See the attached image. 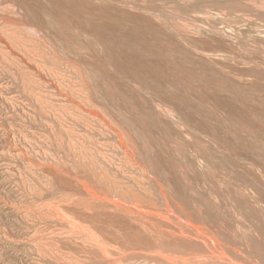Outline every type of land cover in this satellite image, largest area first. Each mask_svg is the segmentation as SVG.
Segmentation results:
<instances>
[{"label":"rangeland","instance_id":"1","mask_svg":"<svg viewBox=\"0 0 264 264\" xmlns=\"http://www.w3.org/2000/svg\"><path fill=\"white\" fill-rule=\"evenodd\" d=\"M11 1L0 0V29L2 28V31H0V42H3L0 43V237L2 236V239L0 238V264H264V166L259 167L262 164L259 162L261 159L256 157V155L261 153L264 155L263 148H259L260 150L256 149L258 147L256 144L261 146L259 142H262L264 138V128L262 127L264 126V120L261 119L262 126L258 123L260 120H257L262 118L261 114L264 117V107L262 106L264 105V0H198L197 2H195L196 0H185L189 4L185 3L188 7L190 6L189 8L183 5L184 0H179V2L174 0V2L178 3L170 0H154L155 3L153 0H119L122 6L120 4L117 7H122L121 9L125 7L126 11L119 9V7L116 8L118 1L113 2L115 5L112 2H107L111 0H106V2L104 0H101V2H98V0L13 1L19 4L17 6L16 4L12 5L13 2ZM134 2L137 5L133 4ZM123 4L126 5L123 6ZM141 4L142 7L146 5L145 7L148 8H142L146 10H144L147 13H145V16L141 11L142 9L139 8ZM163 4L165 5L163 6ZM23 6H25L24 11L27 10L25 13ZM131 7L135 9L138 7L139 10L131 9ZM149 7L153 9L150 10ZM149 10L150 12L156 10V13L151 12L152 17H150ZM201 12L202 14H199ZM26 13H28V16H26ZM166 13H170L168 14L169 17L172 16L174 17L173 19L179 18V20L174 23L175 21L170 17V21H166L164 19L167 17ZM161 14H164V18ZM159 17H162V20L167 22L164 21V24L166 23L165 25L168 29L172 24L177 27V30L172 28L173 26L169 29H172V33L174 31V35L167 31V28V30H164L165 25L161 26L163 21L161 22ZM143 19L144 22L141 21ZM171 20H173L172 24H170ZM46 21H48L47 23L51 22L49 23L51 25L48 26L50 29L51 26H53L52 29L55 27L53 30V33L56 31L55 34L52 33V29L49 30L45 27L43 23ZM37 22L41 23L37 25ZM244 22L247 24L245 25ZM158 23L164 29H161ZM40 25L41 27L44 26V31L46 28L48 32H41L43 28H39ZM222 26L225 27L223 28ZM6 29H10V32H7ZM215 29H219L216 30L219 33L222 31L223 36L219 38L221 33L216 35ZM49 31H51L50 34H47ZM165 31L169 33L168 36ZM175 31H178L179 34L181 33L180 36ZM160 32L165 34L166 37ZM157 33L164 37L157 36ZM241 33L244 34L242 35L243 37ZM54 35L58 36L54 37ZM181 35L186 37L187 40H182L184 37L182 36L181 38ZM186 35L191 36L187 37ZM215 35L217 38L214 37ZM262 35L263 37H261ZM66 37L68 38V40H65L66 42L60 41L64 38L66 39ZM178 37L181 38L180 41L183 43H179ZM55 41L60 43L57 42L58 44H56ZM187 41L191 42L193 47ZM123 42L125 43L123 44ZM185 42L187 43L185 44ZM82 43L83 45H81ZM109 43L112 47L108 46ZM131 43L138 44L134 46ZM253 43L255 46L252 45ZM125 46L128 47V50L124 49ZM129 46L134 48L132 52L138 51V54L133 52L135 55L137 54L136 58L140 56L139 53L141 55L144 54V57L149 53L147 55L149 57L146 56L148 59L145 60L143 56H140V59L144 58L141 59L142 61L139 58L133 59L135 56L131 52L132 56L129 54V51H131ZM227 46L229 47L227 48ZM109 48H112V51L111 49L109 51ZM189 48L192 49L190 51L191 54L195 53L197 56L195 54L191 55ZM198 48L201 49L199 50ZM142 50L143 53H141ZM155 50L156 54L160 52L157 56L154 53ZM171 50H176L174 52L175 54L177 53L175 56L178 60L179 57L185 54L189 55L181 57L178 62L175 60L176 57L173 56L174 53ZM179 50L186 51H180V56L178 54ZM195 50L200 51H197L199 55ZM120 52H123V54ZM168 52H171L169 54L174 58L173 60H171L169 54L166 55ZM182 53L184 54L182 55ZM200 53L205 54L204 56L209 59L211 65L215 61V65L212 66H217L218 73L222 69L219 74H226L227 76H221V81L217 82L211 75L213 70L216 71V67L212 68L203 54L202 57H199L201 56ZM226 53L231 55V57H226ZM189 56H194L195 59L192 60L194 57L189 58ZM168 57L169 59L167 60L166 58ZM217 57L221 59H219L220 63ZM116 58H119L120 61ZM183 58L186 59L184 60ZM116 60L119 61V64ZM144 60L150 61L144 65ZM138 61L142 63L144 61V63L140 62V65ZM164 61L168 62V66L167 62L165 63ZM174 61L178 64L174 63ZM181 61L185 62L186 66H194L193 68L195 69L192 68L193 71L198 68L197 72L201 74L196 76L198 74L194 73L197 80L200 78L198 85L193 84L195 82L190 77L191 75H188V70V73L185 72L187 75L180 73L186 70L183 67L185 66L184 63H181ZM198 61L207 62L206 66L209 64L208 67H211V69L209 70L204 63H202L201 67V63ZM260 62L262 63L260 64ZM175 64L179 65V67L183 64L181 67L183 70ZM218 64L222 65L221 69H218ZM139 65L145 66H143V73L149 71L148 73L151 76L147 74L151 77L150 79L147 74L141 73L142 70L140 68L143 67ZM146 65L149 69L146 68ZM252 65H254V68ZM230 66L233 72L235 71V76L239 74L236 78L239 84L235 83L236 80H233L235 76L231 72ZM152 67L154 68L152 69ZM189 67L186 68L189 69ZM133 70H139L138 72L141 70V74L134 73L135 71L132 72ZM151 70L153 74H156H154L155 76H152ZM172 70H176L177 76ZM202 70L207 75L202 73L204 72ZM224 70L227 72H224ZM168 71L173 78L174 76L176 77L175 80L172 78V81L174 80L175 86L178 88L182 84V79L187 77V80L191 78L190 81L192 82L184 79L187 82L183 80L181 86H190L189 84H191V89L201 85L202 90L212 89L211 91L214 92L213 90L216 87V90H218L219 87L227 86V84L228 86H236L237 92H239L240 96L242 95L240 97L234 94L239 96V99H237L239 103L235 100L237 97L234 95L230 97L231 99L236 97L234 100L227 99L228 97L226 98L224 94L223 96H221V93L219 95L222 100L228 102L226 103L229 106L232 104L230 108H239V117H232L239 120L237 121L239 125L235 127L236 123H232L235 118L232 119V115L227 117V113L221 109L219 110L214 106V102L212 103L206 98L213 95L210 90L208 91L210 93L209 96H207L208 93L206 91L203 92L207 94L199 91V95L203 94L206 98L202 105H206L208 109L202 108L199 95L197 96L198 92L190 94L189 99H187L188 95L186 97L183 96V92L181 95L177 91L176 93L174 90L178 88L175 86L172 88L174 84H172L173 82L170 78L172 76L168 74ZM178 71L179 73H177ZM130 72L133 75L129 74L131 76L128 77L127 75ZM230 72L233 77H231ZM164 73L169 75L167 76L170 78L168 83L171 84H162V80L166 78L163 76ZM178 74L185 77H178ZM143 75L144 78L147 77V80L150 81L147 82ZM249 75H253V78ZM204 76L208 78V80L206 79L208 82H204V84L209 85L212 82L211 85L206 86L203 84L201 79H204ZM132 77L135 79L138 77L136 81L140 84H137ZM222 77H227V79L230 77L228 79L230 82L225 81ZM238 77L241 78L239 79ZM142 78L145 81H142ZM168 78L164 79L163 82L168 80ZM131 79L133 82L130 83ZM231 80L235 85H233V82L230 85ZM140 81L145 82V87L141 88L140 85L143 83ZM176 81H178V85ZM196 82L198 83V81ZM147 83H151V86L149 85L151 88L153 83H158L159 86L153 85L154 89L157 87L158 89H153L154 92H151L153 90H150L151 88L147 86ZM217 83L220 84L219 87ZM134 84L137 87L140 86L139 88L142 90L137 89ZM214 84L216 85L215 89H213ZM127 86H129V89ZM187 86L180 88L181 91L183 89L184 93L189 91ZM131 88L134 89L135 93ZM144 88H148V91L144 90L145 93L143 92ZM164 88H168L167 90L171 91L170 94L168 92L165 95V91L160 93L161 89L164 90ZM129 90L131 94H129ZM172 90L174 91V96L171 94L173 93ZM132 91L133 96H131ZM137 91L143 97L145 94L147 95L145 98L142 97L144 101L146 100L145 103L139 94V97L137 96ZM155 91H160V94H164L163 96L161 95L162 99L161 96L159 98V93V99H157ZM178 91L180 90L178 89ZM216 92L214 95H216ZM148 94L155 96H149ZM168 94L174 98L168 97ZM194 94L196 98H193ZM178 95L184 98L177 101L179 99ZM134 96H137V98ZM129 97H134L138 100V103L137 100ZM152 97L156 99V102ZM192 98L196 101L195 103ZM151 99L154 101L151 102L153 107H156V104L159 103L158 106L160 107L157 106L155 110H159L158 112L160 113V110L164 109L160 115L153 110L152 106L148 105L152 101ZM167 99L169 101L171 99V101L169 102ZM160 100L161 102L165 100V102L161 103ZM261 100L262 103H259ZM171 102H173V106ZM178 102L184 104L180 105ZM188 102L191 106L193 103L198 106L193 104L195 109L192 106L191 108L194 110H190ZM140 103L141 105L142 103L148 105L149 108L143 105L142 107L146 108L143 109L137 105ZM234 105H238V107H233ZM177 106L186 108H182V111ZM210 106L211 109H209ZM139 107L143 110H140ZM150 108L153 109L150 110ZM166 108H168L167 111L170 109L169 114L171 115L172 113L176 115L179 112H176L178 108V110L182 111L179 114L183 113L186 116L177 114L178 118L185 117V120L183 118V122L179 123V119L177 120V116L174 115L176 122V120H173L174 116L170 118L168 113L165 114L167 112ZM197 108L199 109L197 110ZM147 109L153 112H149ZM172 109L173 111H171ZM144 110H147L148 113ZM189 110L191 113L188 115ZM213 111H218V113L216 112L217 114L215 113L216 115H214ZM208 112L217 118L210 115L212 119L209 115H206L209 114ZM144 113L151 114L148 116ZM152 113L157 115L154 116ZM194 113L195 117L193 116ZM164 114L168 118L163 117L165 116ZM190 114H193L192 116L196 118V121H194V118L189 119ZM196 114H199V116L203 115V119L200 116V120ZM138 115L140 117L143 115L148 116L145 119L142 118L148 122L144 125L145 121L143 122ZM152 115L155 119L158 116L159 121L151 119ZM252 116L260 117L253 118ZM218 117L221 119L220 122H218ZM222 117L225 121L229 117L232 120L228 119L229 123H227V121L222 120ZM153 120L154 122H152ZM189 120H193V122ZM197 120L202 124L200 125ZM202 120L204 121L202 122ZM149 121L151 122L149 123ZM184 121H187L189 128H192L191 133L196 128V125L199 128L198 134L196 133L197 128L192 133H195L194 137L189 133L191 134V139L189 135H186L189 128L187 127V122H185V125ZM221 121H223V124ZM230 122L237 129L236 131L232 128L236 131L237 138L234 137V134L230 135V130H232ZM153 123L159 126L162 123L165 126L163 125L161 128L156 124L153 125ZM191 123L195 127H192ZM218 123L221 125L219 126ZM225 123L227 126L225 125L224 127ZM204 124L207 127L202 128V126H206ZM228 126L230 129L226 128ZM208 127H210L209 129L213 127L217 129L219 127L214 132L217 133L216 136H212L214 133ZM166 128L170 129V133H168ZM178 129L182 133L186 132V134H181V137L179 134L181 132ZM233 130L231 131L232 133H234ZM172 132H174L175 136H173ZM217 135L219 137L223 135L220 139L223 137L224 139L222 140L226 143L232 140L235 144L234 142L228 143V147L230 144L233 147L231 148L232 145H230L229 148H225V143L224 147H220L219 151V146L222 144L216 140ZM224 135H226V138ZM181 138L186 144L184 148L181 145L183 144ZM195 138H203L202 140L198 139L202 143ZM227 138L229 139L228 141ZM186 140L188 142L191 141L190 144H187ZM203 141H208L209 144ZM174 143H177L176 146L179 145V148L177 147L176 149H178V152L181 151V156L176 153L177 150L172 145ZM197 143H200V146ZM171 145L174 146L173 149L170 148ZM187 146L189 147V152H187ZM209 146L216 148L210 147L211 152L208 148ZM200 148L202 151H199ZM222 148L226 152L221 151ZM227 148L231 152H227ZM196 150L199 153L204 152L205 156H211L210 160L208 157L202 156V153L200 155ZM184 153H187L188 157L191 155L190 157H193L194 160L197 155L196 161L198 159L201 161L198 160L200 167L198 165L199 162L197 165H193V163L196 164V161L187 157L188 168V163L186 165L185 162L187 161L184 159L186 156L182 157ZM232 153L234 155L238 153L239 155L237 154L238 156L235 155V157ZM253 154L255 157L252 156ZM199 155L209 161L205 160L202 162L203 159H200ZM180 157L184 159L181 158L184 164L179 159ZM212 157L217 162H213L214 160L211 162ZM230 157L239 158V160H236L239 163H235V159L233 160ZM144 158L145 160H143ZM221 158L223 161L220 160ZM229 158L231 160L225 161V163L231 162L228 165L226 163L229 170L227 173L224 160ZM256 158L259 159H257L259 164L255 160ZM249 159L255 160V164L258 167L254 163L248 164L251 162ZM219 160L220 164L223 163L224 165L219 166ZM144 161L146 162L145 165ZM190 161H193L192 164ZM232 161L235 165H232ZM205 162L207 164L211 162L208 165L209 168L207 166L205 168L207 171L201 169V163H203L202 168L207 165ZM214 163H217L219 171L216 170V165H212ZM237 164L239 168H236ZM182 165H186V167ZM190 165H193L194 168L193 166L190 168ZM210 165H212V168H216L212 170ZM231 166L235 167L231 168ZM219 168H222L223 171ZM256 168H258L260 175L257 174ZM231 169H233V172H231ZM203 172L204 174H202ZM187 174L188 176H186ZM258 176L263 177V179ZM255 178H257L256 181L254 180ZM198 179L205 184L202 185ZM252 179L255 183L258 181L256 185L258 186L259 184L261 187L254 186ZM246 182H249L247 184L254 188L248 187ZM238 184L239 186H237ZM239 187L240 189L243 188L241 189L242 192L238 189ZM212 193L213 197L210 196ZM7 211L11 215L7 214ZM4 212L6 213L4 214Z\"/></svg>","mask_w":264,"mask_h":264},{"label":"bare ground","instance_id":"2","mask_svg":"<svg viewBox=\"0 0 264 264\" xmlns=\"http://www.w3.org/2000/svg\"><path fill=\"white\" fill-rule=\"evenodd\" d=\"M8 1H9V0H8ZM13 1H15V0H12L11 2H13ZM24 1H25V0H24ZM96 1H97V0H96ZM117 1H118V2H117ZM120 1H122V0H120ZM120 1H119V0H114V1L111 0V1H107V2H108V3H111V2H112V4H114L113 2H117V4H116V8H118V7L120 6V4H121V6H122V3H121ZM127 1H128V0H127ZM140 1H141V0H140ZM145 1H147V0H145ZM148 1H149V0H148ZM151 1H152V0H151ZM166 1H167V0H166ZM170 1H171V2H174V0H173V1L170 0ZM170 1H169V2H170ZM177 1L179 2V0H177ZM194 1H195V0H194ZM197 1H198V0H196L195 2H197ZM11 2H10V3H11ZM98 2H101V0H100V1L98 0ZM104 2H106V0H104ZM124 2H125V3H128V2H126V1H124ZM153 2H154V0H153ZM156 2H158V1H156ZM178 2H174V3H178ZM181 2H183V1H181ZM192 2H193V1H192ZM16 3H17V2H16ZM16 3L13 2L12 5H14V4H16ZM23 3H24V2H23ZM118 3H119V4H118ZM130 3H131V2H130ZM154 3H155V2H154ZM154 3H153V4H154ZM162 3H163V2H162ZM167 3H168V2H167ZM185 3L188 4V3L185 2V0H184L183 5L186 7L187 5H186ZM190 3H191V2H190ZM202 3H203V2H202ZM242 3H243V2H242ZM24 4H25V3H24ZM103 4H106V3H103ZM131 4H132V3H131ZM133 4L137 5L136 2H134ZM181 4H182V3H181ZM198 4H199V3H198ZM204 4H205V3H204ZM204 4H203V5H204ZM12 5H10V6H12ZM17 5H19V4H16V6H17ZM20 5L22 6L21 3H20ZM26 5H27V4H26ZM114 5H115V4H114ZM117 5H119V6L117 7ZM125 5H126V4H125ZM125 5L123 4V6H125ZM149 5H150V4H149ZM157 5H158V4H157ZM159 5H161V4H159ZM164 5H165V4H163V6H164ZM176 5H177V4H176ZM188 5H189V4H188ZM191 5H192V4H191ZM196 5H197V4H196ZM16 6H15V8H16ZM129 6H130V5H129ZM129 6H128V7H129ZM145 6H146V5H145ZM145 6L142 7V4H141V5L139 6V8H141V9H142V8H146ZM154 6H155V5H154ZM178 6H179V4H178ZM180 6H181V5H180ZM24 7H25V6H23V11H24ZM114 7H115V6H114ZM128 7H127V8H128ZM157 7H159V6H157ZM157 7H155V8H157ZM187 7H188V6H187ZM189 7H190V6H189ZM189 7H188V8H189ZM199 7H200V6H199ZM201 7H202V6H201ZM13 8H14V7H13ZM15 8H14V9H15ZM20 8H21V7H20ZM121 8H122V7H121ZM121 8L119 7V9H121ZM124 8H125V7H124ZM124 8L121 9V10L126 11V10H125L126 8H125V9H124ZM129 8H130V7H129ZM149 8H150V10L153 9V8H151V7H149ZM14 9H12V10H14ZM26 9H27V8H26ZM26 9H25V10H26ZM131 9H135V8H132V7H131ZM146 9H148V8H146ZM204 9H206V8H204ZM117 10H118V9H117ZM135 10H139L138 7H136ZM135 10H134V11H135ZM144 10H145V9H144ZM144 10L142 9L141 11L144 13V16H145V13H146V12H144ZM150 10H149V12H150ZM194 10H195V9H194ZM201 10H202V9H201ZM26 11H27V10H26ZM26 11H24V13H25ZM124 11H123V12H124ZM145 11H146V10H145ZM155 11H156V10L151 11V12H155ZM157 11H158V10H157ZM163 11H164V9H163ZM184 11H185V10H184ZM190 11H191V10H190ZM190 11H189V13H190ZM196 11H197V10H196ZM147 12H148V10H147ZM151 12H150V17H152V15H151L152 13H151ZM193 12H194V11H193ZM193 12H192V13H193ZM28 13H29V12H28ZM28 13H26L27 15H26V14H25V15L28 16ZM155 13H156V12H155ZM157 13H158V12H157ZM163 13H164V12H163ZM186 13H187V12H186ZM30 14H31V13H30ZM33 14H34V13H33ZM146 14H147V13H146ZM164 14H165V13H164ZM164 14H161V16L163 17ZM166 14H167V17H168V18H167V17H166V18L163 17V18L166 19V21H168V22L170 21V20H169L170 17H171L172 19L174 18V17H172V16H170V17L168 16V14H170V13H166ZM195 14H196V12H195ZM199 14H202V12L199 13ZM158 15H159V14H158ZM144 16H143V18H145ZM154 16H155V15H154ZM197 16H198V15H197ZM135 17H136V16H135ZM155 17H156V16H155ZM157 17H158V16H157ZM162 17H159L160 20H161V22L163 21V23L161 24V26H163L164 21H165V20H162ZM140 18H141V17H140ZM193 18H194V17H193ZM205 18H206V17H205ZM147 19H148V18H147ZM167 19H168V20H167ZM175 19H176V20H175ZM175 19H173V20L175 21L174 23H176V22L179 20V18H178V19L175 18ZM181 19H182V18H181ZM201 19H202V18H201ZM220 19H221V18H220ZM156 20L158 21V19H156ZM173 20H171L172 22H171L170 24L173 23ZM248 20H249V19H248ZM248 20H247V21H248ZM44 21H45V20H44ZM139 21H140V20H139ZM141 21L144 22V19L141 20ZM141 21H140V22H141ZM166 21H165V22H166ZM181 21H182V20H181ZM206 21H207V20H206ZM208 21H209V20H208ZM242 21H243V20H242ZM41 22H42V21H41ZM41 22H40V23H41ZM47 22H48V21H46V22L43 23V24L45 25V27H47V29L51 30L53 26H51V29H50L48 26L51 25V24H49V23H51V22H49V23H47ZM158 22H159V21H158ZM182 22H183V21H182ZM219 22H220V21H219ZM225 22H226V21H225ZM235 22H236V21H235ZM38 23H39V22H37V25H38ZM40 23H39V24H40ZM141 23H142V22H141ZM166 23H167V22H166ZM166 23H165V24H166ZM178 23H179V22H178ZM43 24H41V25H43ZM46 24H48V25H46ZM144 24H145V23H144ZM165 24H164V25H165ZM170 24H167V25H170ZM200 24H201V23H200ZM213 24H214V23H213ZM213 24H212V25H213ZM222 24H223V23H222ZM232 24H233V23H232ZM236 24H237V23H236ZM244 24H245V22H244ZM246 24H247V23H246ZM246 24H245V25H246ZM252 24H253V23H252ZM41 25H40L39 28H43V27H44V26L41 27ZM178 25H179V24H178ZM178 25H177V26H178ZM215 25H216V24H215ZM241 25H242V24H241ZM241 25H240V26H241ZM250 25H251V24H250ZM254 25H255V24H254ZM259 25H260V24H259ZM7 26H8V25H7ZM158 26L160 27V23H158ZM158 26H157V27H158ZM171 26H173L172 28H176V30H177V27H174V26H175L174 24H172ZM171 26H169V29H170ZM194 26H195V25H194ZM213 26H214V25H213ZM225 26H226V25H225ZM225 26H224V27H225ZM227 26H229V25H227ZM206 27H207V26H206ZM222 27H223V26H222ZM224 27H223V28H224ZM235 27H236V26H235ZM3 28H4V27H3ZM160 28H161V27H160ZM160 28H159V29H160ZM164 28H165V29H164ZM164 28H161V29H164V30H167V29H168L166 25L164 26ZM166 28H167V29H166ZM178 28H179V27H178ZM184 28H185V27H184ZM193 28H194V27H193ZM211 28H213V27H211ZM211 28H210V29H211ZM245 28H246V27H245ZM248 28H249V27H248ZM254 28H255V27H254ZM1 29H2V28H1ZM1 29H0V31H2ZM47 29L45 28V31H47ZM54 29H55V27L51 30L52 33H53V30H54ZM91 29H92V28H91ZM91 29H90V30H91ZM169 29H168L167 31H169L170 33H172V29H171V30H169ZM185 29H186V28H185ZM210 29H209V30H210ZM246 29H247V28H246ZM256 29H257V28H256ZM6 30H7V29H6ZM41 30H42V29H41ZM41 30H40V31H41ZM173 30H175V29H173ZM194 30H195V28H194ZM216 30H219V29H215V30H214V31L216 32V35H217V34H220V33L222 32V31H221V32L219 33V31L217 32ZM249 30H250V29H249ZM257 30H258V29H257ZM3 31H5V30H3ZM45 31H44V28H43V31H41V32H45ZM51 31H49V33H47V34H50ZM158 31H159V30H158ZM178 31H179V30H178ZM178 31H177V32L175 31V33H178ZM227 31H228V30H227ZM260 31H261V30H260ZM260 31H259V32H260ZM7 32H10V29H8ZM47 32H48V31H47ZM55 32H56V31H54L53 34H55ZM76 32H77V31H76ZM261 32H262V31H261ZM4 33H6V32H4ZM57 33H58V32H57ZM90 33L93 34L94 32H90ZM160 33H161V32H160ZM160 33H159V34L157 33V34H158L157 36H159V35H160V36H162V35L165 36V34H167L168 32L166 33V31H165V34L161 33L162 35H161ZM230 33H231V32H230ZM244 33H245V31H244ZM262 33H263V32H262ZM262 33H261V34H262ZM58 34H59V33H58ZM172 34L174 35V31H173ZM172 34H170V35H172ZM180 34H181V33H180ZM180 34L178 33L179 36H180ZM222 34H223V33H221L220 36L218 35L219 38H220L221 36H223ZM248 34H249V33H248ZM250 34H251V33H250ZM252 34H253V33H252ZM259 34H260V33H259ZM8 35H9V34H8ZM75 35H77V34H75ZM155 35H156V34H155ZM168 35H169V33L167 34V36H168ZM178 35H177V36H178ZM216 35H215L214 37H216ZM228 35H229V34H228ZM230 35H231V34H230ZM242 35H244V34L241 33V36H242ZM256 35H258V34H256ZM263 35H264V34H263ZM263 35H262L261 37H263ZM10 36L12 37V35H10ZM46 36H47V35H46ZM51 36H53V35H51ZM56 36H58V35H56ZM56 36L54 35V37H56ZM157 36H154V37H157ZM164 36H162V38H163ZM182 36H183V35H181V38H182ZM184 36H185V34H184ZM184 36H183V37H184ZM186 36L189 37V36H191V35H189V36L186 35ZM205 36H206V35H205ZM207 36H208V35H207ZM210 36H211V35H210ZM253 36H254V35H253ZM165 37H166V36H165ZM170 37L172 38V36H170ZM170 37H169V38H170ZM194 37H195V36H194ZM196 37H197V36H196ZM224 37H225V36H224ZM242 37H243V36H242ZM242 37H241V38H242ZM249 37H251V36H249ZM255 37H256V36H255ZM255 37H254V38H255ZM261 37H260V38H261ZM133 38H134V36H133ZM137 38H138V37H137ZM158 38H159V37H158ZM178 38H179V37H178ZM181 38H179V43L182 42V41H180ZM185 38H186V37H184V39H182V40H184V41L187 40V38H186V39H185ZM192 38H193V37H192ZM199 38H200V37H199ZM209 38H210V37H209ZM216 38H217V37H216ZM219 38H218V39H219ZM238 38H240V37H238ZM257 38H259V37H257ZM135 39H136V38H135ZM164 39H165V38H164ZM167 39H168V38H167ZM63 40H64V41H63ZM63 40H60V41H61V42H66L65 40H68V38L66 37V39L64 38ZM169 40H170V39H169ZM193 40H194V39H193ZM198 40H199V39H198ZM198 40H197V41H198ZM210 40H211V39H210ZM246 40H247V39H246ZM251 40H252V39H251ZM69 41H70V40H69ZM81 41H82V40H81ZM141 41H142V40H141ZM163 41H164V40H163ZM166 41H167V40H166ZM188 41H189V39H188ZM188 41H187V42H188ZM190 41H192V40H190ZM202 41H204V40H202ZM207 41H208V40H207ZM217 41H219V40H217ZM217 41H216V42H217ZM225 41H226V40H225ZM247 41H248V40H247ZM46 42H47V41H46ZM55 42H56V41H55ZM57 42H59V41H57ZM57 42H56V44H58ZM82 42L86 43L85 41H82ZM108 42H110V41H108ZM108 42H107V43H108ZM111 42H112V41H111ZM187 42H185V44H186ZM216 42H215V43H216ZM223 42H224V40H223ZM249 42H250V41H249ZM260 42H262V41H260ZM263 42H264V41H263ZM0 43H3V42H0ZM59 43H60V42H59ZM105 43H106V42H105ZM112 43H113V42H112ZM124 43H125V42H123V44H124ZM127 43H128V41H127ZM164 43H165V42H164ZM164 43H162V44H164ZM182 43H183V42H182ZM188 43L190 44L191 47H193V45H192L191 42H188ZM198 43H200V42H198ZM212 43H213V42H212ZM254 43H255V42H254ZM254 43H253L252 45H254ZM131 44H133L134 46H136L138 43H136V45H135L134 43H131ZM131 44H130V45H131ZM165 44H166V43H165ZM193 44H194V43H193ZM213 44H214V43H213ZM221 44H222V43H221ZM227 44H228V43H227ZM245 44H246V43H245ZM248 44H249V43H248ZM81 45H83V43H82ZM105 45H107V44H105ZM133 45H131V46H133ZM173 45H174V44H173ZM210 45H212V44H210ZM218 45H219V44H218ZM230 45H231V44H230ZM46 46H47V45H46ZM84 46H85V45H84ZM87 46H88V45H87ZM108 46H109V47H112V46H110V43L108 44ZM113 46H114V45H113ZM127 46H128V45H127ZM127 46H125L124 49H127V48H128ZM131 46H129V47H131ZM184 46H186V45H184ZM198 46H199V45H198ZM243 46H244V45H243ZM254 46H255V45H254ZM56 47H57V46H56ZM122 47H123V46H122ZM163 47H164V46H163ZM176 47H178V46H176ZM176 47H175V48H176ZM195 47H196V46H195ZM199 47H200V46H199ZM228 47H229V46H227V48H228ZM234 47H235V46H234ZM252 47H253V46H252ZM257 47H258V46H257ZM261 47H262V46H261ZM51 48H52V46H51ZM82 48H83V47H82ZM113 48H114V47H113ZM135 48H136V47H135ZM137 48H138V47H137ZM161 48H162V46H161ZM235 48H236V47H235ZM239 48H240V47H239ZM247 48H248V47H247ZM253 48H254V47H253ZM263 48H264V47H263ZM105 49H106V48H105ZM110 49H111V51H112V48H109V51H110ZM132 49L134 50V48L131 47V49H130L131 51H129V54H130V52H131V54H132L133 52H134V53H135V52H136V53L138 52V51H133V52H132ZM170 49H171V48H170ZM183 49H184V48H183ZM189 49H190V50H189ZM189 49H188V50H189V52H190L192 49H191V48H189ZM196 49H197V48H196ZM198 49H199V48H198ZM200 49H201V48H200ZM200 49H199V50H200ZM205 49H206V48H205ZM221 49H222V48H221ZM221 49H220V50H221ZM233 49H234V48H233ZM243 49H244V48H243ZM248 49H249V48H248ZM248 49H247V50H248ZM251 49H252V48H251ZM257 49H258V48H257ZM56 50H57V48H56ZM92 50H93V49H92ZM114 50H115V49H114ZM127 50H128V49H127ZM135 50H136V49H135ZM202 50H203V49H202ZM213 50H214V49H213ZM224 50H225V49H224ZM239 50H240V49H239ZM244 50H245V49H244ZM263 50H264V49H263ZM121 51H123V50H121ZM125 51H126V50H125ZM140 51H141V50H140ZM140 51H139V52H140ZM162 51H163V50H162ZM169 51H170V50H169ZM171 51H173V53H174V54L172 53L173 56L176 57L175 55H176L177 53L175 54V52H174V51H176V50H171ZM180 51H181V50L178 51V54H180L181 52H185L186 50H185V51H181V52H180ZM195 51H196V50H195ZM197 51H198V50H197ZM197 51H196V53L199 55L198 52H200V51H198V52H197ZM203 51L205 52V50H203ZM217 51H218V50H217ZM225 51H226V50H225ZM127 52H128V51H127ZM144 52H145V51H144ZM192 52H193V51H192ZM201 52H202V51H201ZM211 52H212V51H211ZM228 52H229V51H228ZM248 52H249V51H248ZM120 53L123 54V52H120ZM120 53H119V54H120ZM125 53H126V52H125ZM134 53H133V55H134L135 57H133V59L135 58V60L138 59V58H139V60L144 59V58H145V60L148 59V58H146V56L149 55V53H147V55H146L145 57L143 56L144 54L141 55V54L139 53L140 56H143V57H144V58H141V59H140V56H139L138 58H136V55H137L138 53H137L136 55H135ZM141 53H143V50H142ZM145 53H146V52H145ZM154 53L156 54V50H155ZM154 53H153V55L155 56ZM159 53H160V52H159ZM159 53H157V54H159ZM169 53L171 54V52H168V53H166V55L169 54ZM186 53H187V52H186ZM205 53H207V52H205ZM231 53H232V50H231ZM238 53H239V52H238ZM245 53L247 54V52H245ZM250 53H252V52H250ZM127 54H128V53H127ZM127 54H126V55H127ZM131 54H130V55H131ZM157 54H156V56H157ZM170 54H169V55H170ZM183 54H184V53H182V55H183ZM190 54H191V52H190ZM193 54H195V53H193ZM193 54H191V55H193ZM202 54H203V56L205 55L204 53H200L201 56H199V57H202ZM211 54H212V53H211ZM214 54H215V53H214ZM221 54H222V53H221ZM223 54H224V53H223ZM227 54H228V53H226V55H227ZM229 54H230V53H229ZM233 54H234V53H233ZM185 55H186V54H185ZM185 55H183V56L186 57V56L189 55V54H187L186 56H185ZM191 55H190V56H191ZM234 55H235V54H234ZM256 55H257V53H256ZM262 55H263V54H262ZM127 56H128V55H127ZM131 56H132V55H131ZM161 56H162V55H161ZM170 56H171V55H170ZM170 56H169V57H170ZM178 56H179V55H178ZM180 56H181V54H180ZM183 56H181V57H183ZM190 56H189V58H193V57H194V56H193V57H190ZM195 56H197V55L195 54ZM206 56H207V55H206ZM219 56H220V54H219ZM223 56L225 57V55H223ZM228 56H229V58L231 57V55H227L226 57H228ZM263 56H264V55H263ZM129 57H130V56H129ZM147 57H149V56H147ZM169 57L166 58V59L168 60ZM181 57H179V60H178L177 57H176L175 60L179 62ZM204 57H205V56H204ZM207 57H208V56H207ZM220 57H222V56H220ZM238 57H239V55H238ZM246 57H247V56H246ZM252 57H253V56H252ZM119 58H120V57H119ZM119 58H116V59H118V60L120 61L121 58H120V59H119ZM170 58H171V60L174 59L172 56H171ZM197 58H198V57H197ZM197 58H196V59H197ZM208 58H209V57H208ZM232 58H233V57H232ZM130 59H132V58H130ZM150 59H151V58H150ZM161 59H163V58H161ZM166 59L164 58V60H166ZM183 59H184V58H183ZM185 59H186V58H185ZM185 59H184V60H185ZM194 59H195V57H194L192 60H194ZM200 59H202V58H200ZM200 59H198V60H200ZM203 59H204V58H203ZM205 59H207V58L205 57ZM205 59H204V60H205ZM217 59L219 60L220 58L217 57ZM222 59H223V58H222ZM145 60H144V61H145ZM151 60H152V59H151ZM181 60H182V59H181ZM204 60H203V61H204ZM207 60H208V61H207ZM207 60H206V61L210 64L209 59H207ZM214 60H215V59H214ZM220 60H221V59H220ZM220 60L218 61L219 63H220ZM224 60H225V59H224ZM224 60H223V61H224ZM226 60H227V59H226ZM238 60H239V59H238ZM238 60H237V61H238ZM116 61H117V60H116ZM119 61H117V63H118ZM141 61H142V60H141ZM141 61H138L140 65H141V63H142ZM144 61H143V63H144ZM149 61H150V60L145 61L144 65L146 64V62H149ZM152 61H153V60H152ZM186 61H187V60H186ZM188 61H190V60H188ZM200 61H201V60H200ZM250 61H251V60H250ZM140 62H141V63H140ZM161 62H162V61H161ZM164 62L166 63L167 61H164ZM172 62H173V61H172ZM190 62H191V61H190ZM195 62H196V61H195ZM195 62H194V64H195ZM198 62H199V61H198ZM207 62H205V63H204V62H199V63H201L200 66L202 67V63H204L205 66H206ZM214 62H215V61H214ZM214 62L212 63V65H215ZM231 62H232V61H231ZM234 62H235V61H234ZM247 62H248V61H247ZM143 63H142V64H143ZM174 63H176V62L174 61ZM181 63H184V65L186 64V63L183 62V61H181ZM223 63H224V62H223ZM225 63H226V62H225ZM236 63H237V62H236ZM250 63H251V62H250ZM261 63H262V62H260V64H261ZM118 64H119V63H118ZM162 64H164V63L162 62ZM169 64H170V63H169ZM176 64H178V63H176ZM176 64H175V65H176ZM188 64H189V63H188ZM194 64H193V65H194ZM209 64H208L206 67H208ZM227 64H228V63H227ZM234 64H235V63H234ZM244 64H245V62H244ZM263 64H264V63H263ZM140 65H139V66H140ZM144 65H143V66H144ZM164 65H165V64H164ZM164 65H163V66H164ZM171 65H172V64H171ZM175 65H174V66H175ZM182 65H183V64H182ZM182 65H181V67H182ZM193 65H192V66H193ZM195 65L197 66V64H195ZM198 65H199V64H198ZM210 65H211V64H210ZM212 65H211L212 68H215V67H216V71L213 70L212 74H211L210 72H209V73L212 75L213 78H215V80H216L217 82H219V80L221 81V79H220L221 76H224V75H226V74H224V75L219 74L220 72H222V69H221L222 65H219V64H218V65H219V66H218V69H221V71H219V73H218V71H217V66L213 67ZM216 65H217V64H216ZM143 66H140V67H143ZM167 66H168V62H167ZM176 66H177V65H176ZM176 66H175V67H176ZM190 66H191V65H190ZM196 66H195V67H196ZM235 66H237V64H235ZM245 66H246V65H245ZM252 66H253V68H254V65H252ZM259 66H260V65H259ZM259 66H258V67H259ZM119 67H120V66H119ZM140 67H139V68H140ZM144 67H145V66H144ZM144 67H143V68H140V69L142 70V72H141V70H140L141 73L144 72V71H143ZM148 67H149V66H148ZM165 67H166V66H165ZM170 67H171V66H170ZM172 67H173V66H172ZM177 67H178V68H181V67H179V65H178ZM177 67H176V68H177ZM183 67H184L186 70L183 71V73H182V72H180V73H181V74H184V75H187V74H185V72H187V70H188V71H189V73L187 72L188 75L190 74L191 76H190V75H189V76L192 77L193 82H195V83H193V84H197V85H198V84H199V80H200V78H199V80H197L196 76H199V75L201 74V73L198 74V72H197V69H198V68H196V70H194V71H196V72H194V71H193V69H195V68H193L194 66H193V67H189V66H186V65H185V66H183ZM186 67H189V69L186 68ZM198 67H199V66H198ZM211 67H208V69L210 70ZM219 67H220V68H219ZM223 67H224V66H223ZM227 67H229V66L227 65ZM227 67H226V68H227ZM233 67H234V66H233ZM261 67H262V66H261ZM261 67H260V68H261ZM146 68H147V65H146ZM153 68H154V67H152V69H153ZM166 68H167V67H166ZM173 68H174V67H173ZM178 68H177V70H178ZM192 68H193V69H192ZM199 68H200V67H199ZM203 68H204V65H203ZM226 68H225V69H226ZM230 68H231V66H230ZM147 69H149V68H147ZM163 69H164V68H163ZM171 69H172V68H171ZM181 69H182V68H181ZM204 69H205V68H204ZM208 69H207V70H208ZM236 69H237V68H236ZM250 69L252 70V68H250ZM145 70H146V69H145ZM164 70H165V69H164ZM173 70H174V69H173ZM173 70H172V71H173ZM179 70H180V69H179ZM182 70H183V69H182ZM207 70H206V72H208ZM227 70H228V69H227ZM231 70H232L231 72L234 73L233 75L235 76V74H236L235 71L233 72V69H232V68H231ZM238 70H239V69H238ZM251 70H248V71H251ZM259 70H260V69H259ZM134 71H135V70H133L132 72H134ZM136 71H137V70H136ZM136 71H135L134 73H140V72H138L139 70H138L137 72H136ZM146 71H147V70H146ZM166 71H167V70H166ZM169 71H171V70H169ZM169 71H168V74L171 75V73H170ZM180 71H181V70H180ZM202 71H204V70H202ZM211 71H212V70H211ZM225 71H226V70H224V72H225ZM228 71H229V70H228ZM254 71H255V70H254ZM256 71H257V70H256ZM148 72H149V71H148ZM148 72H147V73H148ZM155 72H157V71H155ZM173 72L175 73L176 70L173 71ZM173 72H172V73H173ZM199 72H200V70H199ZM226 72H227V71H226ZM231 72H230V73H231ZM141 73H140V74H141ZM147 73L145 72V73H143V74L146 75ZM150 73H152V70L150 71ZM166 73H167V72H166ZM166 73H164L163 76L166 77V78H168L167 76H169V75H167ZM177 73H179V71H178ZM194 73H196V74H198V75L195 76ZM202 73L205 74V71L202 72ZM232 73H231V77H233ZM239 73H240V72H239ZM248 73H249V72H248ZM248 73H247V75H248ZM252 73H253V72H252ZM129 74H131V72L128 73V75H127V74H126V75H127L128 77H130L131 75H133V74H131V75L129 76ZM148 74H149V73H148ZM148 74H147V76H148V78L150 79V78H151V77H149L150 74H149V75H148ZM154 74H155V73H154ZM154 74L152 73V76H153ZM165 74H166V75H165ZM240 74H241V73H240ZM144 75H143V78H144ZM155 75H156V74H155ZM155 75H154V76H155ZM175 75L177 76L176 73H175ZM184 75H183V76H184ZM205 75H207V74H205ZM238 75H239V74H238ZM238 75H237V76H238ZM253 75H254V73H253ZM253 75H252V76H253ZM256 75H258V74H256ZM256 75H255V76H256ZM262 75H263V74H262ZM150 76H151V75H150ZM171 76H172V75H171ZM179 76L181 77L182 75H179V74H178V77H179ZM183 76H182V77H183ZM193 76H194V77H193ZM226 76H227V75H226ZM237 76H235V79H233V80H236L235 83H238V79H236ZM249 76H251V75H249ZM252 76H251V77H252ZM135 77H136V76H135ZM138 77H140V76H138ZM138 77H137L136 79L132 77V79L136 81V80L138 79ZM141 77H142V75H141ZM141 77H140V79H141ZM145 77H146V76H145ZM178 77H177V78H178ZM182 77H181V78H182ZM184 77H185V76H184ZM201 77H203V76H201ZM210 77H211V76H210ZM212 77H211V78H212ZM263 77H264V75H263ZM143 78H142V81H145V80H143ZM148 78L146 77V78H144V79H146V81L149 82L150 80L148 81V80H147ZM166 78H164V79H166ZM170 78H171V81H172L173 76L170 77ZM170 78H168V80H166L167 82H166V81L163 82L164 79L162 78V79H163V80H162V84H163V83H168L169 80H170ZM175 78H176V77L174 76L173 79L175 80ZM193 78H194V79L196 78L195 81H194ZM222 78H223V77H222ZM229 78H230V77H228V79H229ZM238 78H239V77H238ZM240 78H241V77H240ZM240 78H239V79H240ZM252 78H253V77H252ZM132 79L130 80V83L133 82ZM140 79H139V80H140ZM184 79H185V78H184ZM184 79H182V84H183V80H184ZM187 79H188V77H187L185 80H187ZM206 79L208 80V78H207L206 76H204V79H203V78L201 79V81L203 80V84H204V82H206V83L208 82ZM223 79H224L225 81H227V82H230V80H228L227 77H226V78H223ZM248 79H249V78H248ZM256 79H257V78H256ZM259 79H260V77H259ZM261 79H263V78H261ZM174 80L172 81V82H173L172 84H174V85L172 86V88L175 86V82H174ZM179 80H180V79H179ZM179 80H178V81H179ZM185 80H184V81H185ZM190 80H191V78H190ZM190 80H187V81H190ZM242 80H243V78H242ZM244 80H245V79H244ZM246 80H247V79H246ZM151 81H153V80L151 79ZM159 81H160V80H159ZM171 81H170V82H171ZM178 81H176V82H177V85H178ZM187 81H185V82H187ZM196 81H198V83H197ZM201 81H200V83L202 84ZM212 81H213V80H212ZM250 81H251V80H250ZM252 81H253V79H252ZM140 82H141V81H140ZM153 82H154V81H153ZM190 82H192V81H190ZM209 82H210V81H209ZM232 82H233V81L231 80V84H230V85H232ZM253 82H254V81H253ZM134 83H135V82H134ZM136 83L138 84L139 82L136 81ZM136 83H135V84H136ZM141 83H143V82H141ZM144 83H145V82H144ZM144 83L142 84L143 86L140 85L141 88H142V87H145ZM211 83H212V82H211ZM211 83H210L209 85H211ZM214 83H215V82H214ZM235 83L233 82V85H235ZM242 83H244V82H242ZM135 84H134V86L137 87V86H136L137 84H136V85H135ZM139 84H140V83H139ZM150 84H151V83H150ZM150 84L147 83V86H149ZM154 84H156V86L158 85V83H153V84H152V88L150 87L151 85L149 86V87L151 88L150 90H153V89H154V88H153V85H154ZM159 84H160V83H159ZM169 84H171V83H168V85H169ZM180 84H181V80H180ZM180 84H179V85H180ZM182 84H181V85H182ZM184 84H187V83H184ZM188 84H189V83H188ZM217 84H218V83H217ZM238 84H239V83H238ZM240 84H241V83H240ZM247 84H249V83H247ZM251 84H252V83H251ZM128 85H130V84L128 83ZM132 85H133V83H132ZM164 85H165V84H164ZM164 85H162V86H164ZM181 85H180L179 88H178L177 86H175V87H177V88L181 91V89H182L183 86H187V85H183V86H181ZM189 85L191 86V84H189ZM204 85H206V84H204ZM204 85H203V87H204ZM207 85H208V84H207ZM207 85H206V86H207ZM209 85H208V86H209ZM236 85H237V84H236ZM243 85H244V84H243ZM252 85H253V84H252ZM140 86H139V87H140ZM156 86H155V88H156ZM158 86H159V85H158ZM165 86H166V85H165ZM165 86H164V87H165ZM190 86H187V87H188L187 90L189 89V91H186V89H185V91H186L185 93H184V89L180 92V91H178L177 88H175V89H177V90H174V91H175V92H176V91L179 92L180 95H181V93L183 92V96H184V97H186L187 95L189 96L190 94H193V93L196 94L197 92H198V93H197V96H198V95H199V91H202V92H203V91H206L205 89L202 90L203 88H201V87H202L201 85H200L201 87H200V86H196V87H195V86L193 85V86L195 87V88H193V86H192L193 89H191ZM206 86H205V88H206ZM219 86H220V84H218V87H219ZM240 86H241V85H240ZM247 86H248V85H247ZM249 86H250V85H249ZM127 87H128V89H129V86H127ZM139 87H137V89H141V88H139ZM149 87H148V88H149ZM166 87H167V86H166ZM169 87H170V86H169ZM214 87H216L215 84H214V86H213V89H215ZM233 87H234V86H228V84H227V86L225 85V86H221V87H219L220 89L218 88V90H216V89H217V87H216V89L213 90L214 92L211 91L212 89L210 90V89H207V88H206V89H207L206 92L208 93L207 96H209V94H210V93L208 92L209 90L213 93L212 96L210 95L209 97H206V98H208V100H209L210 102H211V101H212V103L214 102V103H213L214 106H216L219 110L221 109L222 111H224L225 113H227V114H228V115L226 114L227 117H228L229 115H232L231 118H232L233 116H237V118H238V117H239V108H233L234 111H233L232 107L230 108V106L232 105V104H230V103H233L231 100H232V99L234 100V99L237 97V98L235 99V100L237 101V99H239V96H240V95H239V92H237V89L235 88L236 86H235L234 88H233ZM237 87H238V85H237ZM251 87H252V86H251ZM133 88H134V87H133ZM133 88H131V89H133ZM148 88H147V89L144 88V89H143V92L145 93L144 90L148 91ZM161 88H163V87H161ZM172 88H171V89H172ZM180 88H181V89H180ZM184 88H186V87H184ZM208 88H209V87H208ZM245 88H246V87H245ZM131 89H130V90H131ZM134 89H135V88H134ZM134 89H133V91H134ZM157 89H158V87H157L156 89H154V90H157ZM165 89H166V88H164V90L161 89V92H160V91H159V92L162 93V92L165 91L164 94L166 95V93H168L169 90H167L168 88H167L166 90H165ZM169 89H170V88H169ZM238 89H239V88H238ZM130 90H129V91H130ZM141 90H142V89H141ZM141 90H140V91H141ZM154 90L151 91V92H154ZM242 90H243V89H242ZM133 91H132V95H131V96L134 95V94H133ZM135 91H136V89H135ZM135 91H134V93H135ZM166 91H167V92H166ZM174 91L172 90V92H173V93H171L172 95L174 94ZM215 91H217V92H216V95H214V94H215ZM141 92H142V91H141ZM149 92H150V91H149ZM155 92L157 93V99H159L161 95H162V96L164 95V94H160L158 91H155ZM170 92H171V91H170ZM170 92H169V94H170ZM177 92H176V93H177ZM202 92H201V93H202ZM206 92H203V93H206ZM243 92H244V91H243ZM144 93H143V94H144ZM158 93L160 94V95H159V98H158ZM207 93H206V94H207ZM220 93L222 94L221 96H223V94H224V95L226 96V98L228 97L227 99H229V98H230L232 95H234V94H237V95H239V96L234 95V96H236V97H233L232 99L230 98L231 100H228V101H230V103H229L230 106H229V105L227 104V103H228L227 101H226V102H227V103H226L224 100H222V98H220V97H221V96L219 95ZM129 94H131V91H130ZM129 94H128V95H129ZM136 94H137V96H138V94L140 95V97H141V99L143 100L144 103L146 102V100L144 101V99H143V98H145V96H147L146 94L144 95V97L141 96V93L138 92V91L136 92ZM154 94H155V93H154ZM169 94H168L167 96H168V97L170 96V98L173 97V96L175 95V94H174L173 96H171V95H169ZM195 94H194V95H195ZM217 94H218V95H217ZM240 94H241V93H240ZM148 95L150 96V95H152V94H148ZM155 95H156V94H155ZM155 95H152V96H155ZM180 95H178V96H179V99H177V101H179L180 99H183V98H184V97L182 98ZM204 95H205V94H204ZM129 96H130V95H129ZM137 96H134V97L137 98ZM149 96H148V97H149ZM162 96H161V99H162ZM167 96H165V97H167ZM241 96H242V95H241ZM241 96H240V97H241ZM134 97H133V98L131 97V98L134 100V99H135ZM138 97H139V96H138ZM142 97H143V98H142ZM165 97H163V98H165ZM180 97H181V98H180ZM198 97L200 98L199 100H201L200 103H201L202 108L204 107V108L208 109L206 105H204V106L202 105V104H203L202 102H205V100H206L205 96H203V94H201V95H199ZM129 98H130V97H129ZM131 98H130V99H131ZM150 98H151V97H150ZM173 98H174V97H173ZM173 98H172V99H173ZM175 98H178V97H175ZM189 98H190V96L187 97V99H189ZM193 98H196V95H195ZM193 98H192V100H194ZM224 98H225V97H224ZM226 98H225V100H226ZM139 99H140V98H139ZM152 99H154V98L152 97ZM152 99H151V100H152ZM187 99H185V101H187ZM240 99H241V98H240ZM135 100H137V99H135ZM148 100H149V99H148ZM154 100H155V102H156V99H154ZM165 100H166V99H165ZM165 100H162V102H163V101L165 102ZM167 100L169 101V99H167ZM173 100H174V99H173ZM175 100H176V99H175ZM190 100H191V99H190ZM196 100H197V99H196ZM208 100H207V102H209ZM140 101H141V100H140ZM157 101L159 102V100H157ZM170 101H171V99H170ZM170 101H169V102H170ZM177 101H176V103H177ZM181 101H182V100H181ZM185 101H184V102H185ZM263 101H264V100H263ZM151 102H154V101H153V100L150 101V103H148V105L152 106V105H151ZM160 102H161V100H160ZM162 102H161V103H162ZM182 102H183V101H182ZM182 102H181V103L178 102V103H180V105H181V104H184V103H182ZM189 102H193V101H189ZM189 102H188V103H189ZM195 102H196V101L194 100V103H195ZM197 102H198V101H197ZM207 102H206V104H207ZM137 103H138V100H137ZM176 103H174V104H176ZM186 103H187V102H186ZM194 103H193V104H194ZM200 103H199V104H200ZM235 103H236V102H235ZM235 103H234V104H235ZM237 103H239V102L237 101ZM237 103H236V104H237ZM259 103H262V100H261V102H259ZM171 104H172V106H173V102H171ZM193 104H192V106H193L194 109H195V106H194V105H196V106H198V105H197V104H194V105H193ZM137 105H139V106L142 107L143 105L145 106L146 104H143V103H142V105H141V103H140V104H137ZM137 105H136V107H137ZM148 105H146V106H148ZM154 105H155V104H154ZM158 105H159V103L156 104V107H157ZM160 105H161V104H160ZM178 105H179V104H178ZM186 105H187V104H186ZM186 105H185V106H186ZM189 105H190V110H194V109L191 108L192 106H191L190 103H189ZM207 105H208V104H207ZM163 106H164V105H163ZM163 106H162V108H163ZM205 106H206V107H205ZM214 106H213V108H214ZM262 106L264 107V105H262ZM141 107H139L140 110H143V109L145 108V107H144V108L142 107L143 109H141ZM152 107H153V106H152ZM156 107H153L154 109H153V108H152V109H153L154 111H156V113H157L159 110H158V111L155 110ZM158 107H160V106H158ZM174 107H175V105H174ZM177 107H178V108H181V106H177ZM216 107H215V108H216ZM233 107H238V105H237V106L234 105ZM242 107H243V106H242ZM263 107H262V108H263ZM137 108H138V107H137ZM148 108H149V106H148ZM162 108H159V109H162ZM170 108H171V107H170ZM178 108H177V111L175 110V108H174V110H175L176 112H178V111H179V112H182V111H183L182 108L185 109L186 107H183V106H182V108L180 109V110H182V111L178 110ZM187 108L189 109V107H187ZM204 108H203V109H204ZM135 109H136V108H135ZM139 109H137V110H139ZM145 109H146V108H145ZM152 109L150 108V110H152ZM167 109H168V108H166L165 110L167 111ZM198 109H199V108H197V110H198ZM209 109H211V106L209 107ZM137 110H135V111H137ZM147 110L149 111V109H147ZM147 110H144V111H147ZM163 110H164V109H163ZM163 110H160V111L162 112ZM190 110L188 111V115H189V113H191ZM213 110L215 111V109H213ZM148 111H147V113H148ZM168 111H169V112H168ZM168 111H167V112L164 111L165 114L168 113L169 117H170V118H173V116H174L175 114H174V115H173V113H172V115L169 114V113H170V109H169ZM171 111H173V109H172ZM175 111H174V112H175ZM185 111H186V110H185ZM200 111H201V110H200ZM204 111H206V110H204ZM204 111H203V112H204ZM207 111H209V110H207ZM210 111L212 112V110H210ZM214 111H213V112H214ZM141 112L143 113V111H141ZM149 112H153V111H149ZM161 112H160V113L158 112V113H159L158 115H160ZM179 112L176 113L175 116H177V114H179ZM201 112H202V111H201ZM216 112L218 113V111H216ZM216 112H214V115L217 114ZM147 113H146V114L144 113V114H145V115H148ZM184 113H186V112H184ZM206 113H207V112H206ZM206 113H205V114H206ZM208 113H209V112H208ZM215 113H216V114H215ZM222 113H223V112H222ZM253 113H254V112H253ZM138 114H139V113H138ZM150 114H151V113H150ZM150 114H149V115H150ZM152 114H153V113H152ZM165 114H164V115H165ZM201 114H202V113H201ZM254 114H256V113H254ZM254 114H253V115H254ZM139 115H140V114H139ZM139 115H138V117H139L140 119H142V118L145 119L146 117L149 116V115H148V116L143 115L142 117H140ZM153 115H154V114H153ZM153 115H152L151 119L153 118ZM156 115H157V114H156ZM156 115H154V116H156ZM162 115H163V114H162ZM162 115H161V116H162ZM179 115L182 116L183 113H181V114H179ZM190 115H191V116H189V119L195 117V113H194V115H193V114H190ZM192 115H193L194 117H193ZM196 115H197V114H196ZM206 115H209V116L211 115L212 117L214 116V115H212V113H211V114L209 113V114H206ZM261 115H262V118L257 119L258 121H259V120L261 121V122H260V121L258 122V123H260V126H262V125H261V124H262V120H264L263 114H261ZM161 116H160V117H161ZM171 116H172V117H171ZM175 116H174V119H173V120H176V119L178 120V119H179V123H182V122H183L182 119L184 118V120H185V117H186L185 115H183V116H185V117H182V118L180 119V117L178 118V116H177V118L175 119ZM197 116H198V118H199L201 115L199 116V114H198ZM197 116H196V117H197ZM202 116H203V115H202ZM202 116H201V118H202ZM211 116H210V117H211ZM255 116H256V115H255ZM255 116H254V117L252 116V117H253V118H259V117H260V116H259V117H255ZM257 116H258V115H257ZM157 117H158V116H157ZM157 117H156V119H155V117H154L153 119L156 120V121H159ZM163 117L168 118L166 115L163 116ZM212 117H211V118H212ZM214 117H216V116H214ZM227 117H226V118H227ZM170 118H169V119H170ZM201 118H199V119L201 120ZM204 118H205V117H204ZM216 118H217V117H216ZM229 118H230V117H229ZM229 118H228V119H229ZM234 118H235V117H234ZM234 118H232V119H234ZM140 119H139V120H140ZM144 119H142V120H143V122L145 121V122H144V125H145L146 122H148V121H146V120H144ZM169 119H168V120H169ZM194 119H195L194 121H196V118H194ZM202 119H203V118H202ZM208 119H209V118H208ZM212 119H213V118H212ZM218 119H219V117H218ZM224 119H225V117H224ZM228 119H227V120H228ZM232 119H229V120L231 121ZM261 119H262V120H261ZM154 120H153L152 122H154ZM170 120H171V119H170ZM177 120H176V122H177ZM180 120H181V121H180ZM220 120H221V119H219L218 122H220ZM222 120H223V117H222ZM227 120H226V121H227ZM160 121H162V120L160 119ZM187 121H188V119H187ZM187 121H184V123L187 122ZM189 121H192V122H193V120H189ZM203 121H204V120H202V122H203ZM205 121L207 122V120H205ZM223 121H225V120H223ZM223 121H221L222 124H223ZM226 121H225V122H226ZM233 121H234V120H233ZM237 121H239V120H236V118H235V121L232 122V123H236L235 125L233 124L235 127H236V125H237V126L239 125V123L237 124ZM140 122H141V121H140ZM143 122H142V124H143ZM150 122H151V121H149V123H150ZM176 122H175V123H176ZM197 122H199V124H200V121L197 120ZM197 122H194V123H197ZM212 122L214 123L213 120H212ZM263 122H264V121H263ZM156 123H157V122H156ZM156 123H153V125L156 124ZM162 123H163V122H162ZM162 123H160V124H161L160 126L157 125V124H159V123H157L156 125L159 126V127H161V126L164 125V124L162 125ZM168 123H169V122H168ZM175 123H172V124H175ZM194 123H193V124H194ZM204 123H205V122H204ZM208 123H209V122H208ZM215 123H216V121H215ZM227 123H229V122L227 121ZM232 123L230 122L231 125H232ZM258 123H257V124H258ZM147 124H148V123H147ZM151 124H152V123H151ZM169 124H171V123H169ZM188 124H189V123L187 122V125H188ZM197 124H198V123H197ZM201 124H202V123H201ZM201 124H200V125H201ZM206 124H207V123H206ZM206 124H204V125H206ZM210 124H212V123H210ZM210 124H208V125H210ZM178 125H179V124H178ZM180 125H182V124H180ZM183 125H184V124H183ZM185 125H186V123H185ZM185 125H184V126H185ZM218 125H219V123H218ZM220 125H221V124H220ZM220 125H219V126H220ZM225 125H226V123L224 124V127H225ZM233 125L230 126L231 129L233 128V129H235V130L237 131V129L234 128ZM263 125H264V123H263ZM164 126H165V125H164ZM172 126H173V125H172ZM184 126H183V127H184ZM191 126H192V127H195V125H192V123H191ZM211 126H213V125H211ZM211 126H210V127H211ZM226 126H227V125H226ZM146 127H147V126H146ZM159 127H158V129H159ZM173 127H174V126H173ZM181 127H182V126H181ZM185 127H186V126H185ZM187 127L189 128L190 126L188 125ZM197 127H198V126L196 125V128H197ZM199 127H200V126H199ZM204 127H207V125H206V126H202V128H204ZM210 127H208V129H209ZM258 127H259V125H258ZM262 127L264 128V126H262ZM152 128H153V127H152ZM155 128H156V127H155ZM161 128H162V127H161ZM161 128H160V129H161ZM176 128H178V127H176ZM188 128H187V129H188ZM196 128H195V129H196ZM213 128L215 129V127H213ZM213 128H211L212 131H213V133H214L217 129H219V127H218L217 129H215V130H214ZM221 128H222V127H221ZM226 128H227V129H230L229 126L226 127ZM255 128H256V126H255ZM156 129H157V128H156ZM166 129H167V128H166ZM182 129H183V128H182ZM184 129H185V128H184ZM191 129H192V128H189V129L187 130V131H188L187 134H186V132H185V133H184V132L182 133V132L178 129V131L181 132V133H179V132H178V133L180 134V136H181V134L189 135V136H190V139H191V134H192L193 132L196 131L195 129H193V131H192V133H191V132H190ZM197 129H198V130H197L196 133L198 134V132H199V128H197ZM205 129H207V128H205ZM211 129H209V130H211ZM227 129H226V130H227ZM233 129H232V130H233ZM253 129H254V125H253ZM258 129H260V128H258ZM261 129H262V128H261ZM169 130H170V129H167L168 133H170ZM172 130H174V129H172ZM172 130H171V131H172ZM185 130H186V129H185ZM194 130H195V131H194ZM222 130H223V129H222ZM222 130H221V131H222ZM224 130H225V129H224ZM232 130H230V133H231L230 135L234 134V135H235L234 137L237 138V136H236V134H235L236 131L233 130L234 133H232V132H231ZM219 131H220V130H219ZM228 131H229V130H228ZM238 131H239V130H238ZM258 131H259V130H258ZM263 131H264V130H263ZM201 132H202V131H201ZM201 132H200V133H201ZM204 132H205V131H204ZM206 132H207V130H206ZM224 132H225V131H224ZM226 132H227V131H226ZM189 133H191V134H189ZM166 134H167V132H166ZM172 134H174V132H172ZM179 134H177V136H178ZM194 134H195V133H194ZM194 134H192L193 137H194ZM210 134H211V133H210ZM214 134H215V135H214ZM214 134L212 135L213 137L216 136L217 133H214ZM225 134H226V133H225ZM238 134H239V132H238ZM167 135H168V134H167ZM170 135H171V134H170ZM170 135H169V138H170ZM186 135H183V136L187 137ZM219 135H220V133H219ZM219 135H217V136L219 137ZM230 135H229V136H230ZM173 136H175V134H174ZM180 136H178V137H180ZM196 136H197V135H196ZM206 136H207V135H206ZM208 136H210V135L208 134ZM221 136H223V135H221ZM221 136H220V137H221ZM225 136H226V135H224V137H225ZM181 137H182V136H181ZM218 137L216 138V140L219 141L220 144H222L221 146H219V151H220V147H222V146L224 147V144H225L226 142H225L224 140H222V139H224L223 137H222L221 139H220V137H219V138H218ZM174 138H175V137H174ZM183 138H184V137H183ZM225 138H226V137H225ZM228 138H229V139H232L231 137H228ZM228 138H227V141L229 140ZM167 139H168V138H167ZM181 139H182V138H181ZM187 139H188V138H187ZM195 139L198 140V139H201V138H198V139L195 138ZM202 139H203V138H202ZM202 139H201V140H202ZM168 140H170V139H168ZM184 140H185V139H184ZM193 140H194V139H193ZM201 140H198V141L201 142ZM205 140H206V139H205ZM207 140H208V139H207ZM237 140H238V139H237ZM263 140H264V138H263ZM263 140H262V142H259V144L261 143V146L256 144V146H258V147L255 146L256 149L260 150L259 148H263L262 150H264V143H263ZM170 141H171V140H170ZM198 141H196V142H198ZM128 142H129V141H128ZM171 142H173V141H171ZM185 142H187V144H190L191 141L188 142V141L186 140ZM193 142H194V144H196L195 141H193ZM193 142H192V143H193ZM203 142H204V141H203ZM231 142H234V141L231 140ZM231 142H230V140H229V141L225 144V145H226L225 148L228 147L227 144H228V143H231ZM236 142H237V141H236ZM167 143H169V142L167 141ZM182 143H183V144H181V145H183V148H184V146H185L186 144L183 142V139H182ZM192 143H191V145H192ZM201 143H202V142H201ZM204 143H208V141H205ZM210 143H211V142H210ZM131 144H132V143H131ZM164 144H165V143H164ZM170 144H171V143H170ZM170 144H169V145H170ZM176 144H177V143H176ZM176 144H175V143L172 144V145L175 146L174 149H176L177 147L179 148V145L176 146ZM178 144H179V143H178ZM194 144H193V146H195ZM197 144H198V143H197ZM208 144H209V143H208ZM234 144H235V142H234ZM133 145L135 146V144H133ZM172 145H171L170 148L173 149L174 146H172ZM191 145H190V146H191ZM198 145L200 146V143H199ZM218 145H219V144H218ZM230 145H232V144H230ZM230 145H229V147H230ZM236 145H237V143H236ZM236 145H235V146H236ZM216 146H217V144H216ZM191 147H192V146H191ZM201 147H202V146H201ZM205 147H206V146H205ZM210 147H214V146H209V147H208L209 150H210ZM229 147H228V148H229ZM232 147H233V145L231 146V148H232ZM243 147H244V146H243ZM181 148H182V147H181ZM181 148H180V149H181ZM186 148H187V152H189V151H188L189 147L187 146ZM192 148H193V147H192ZM198 148H199V147H198ZM203 148H204V147H203ZM208 148H205V149H208ZM214 148H216V147H214ZM228 148H227V152H231V151H228ZM244 148H245V147H244ZM250 148H251V146H250ZM250 148H249V150H250ZM124 149H125V148H124ZM138 149H139V148H138ZM180 149H179V151H180ZM195 149H196V148H195ZM205 149H204V150H205ZM211 149H212V148H211ZM217 149H218V148H217ZM222 149H223V148H222ZM222 149H221V151L226 152L225 149H223V150H222ZM176 150H177L176 153H179L180 156H181V153H180L181 151L178 152V149H176ZM204 150H203V151H204ZM209 150H207V151H209ZM214 150H215V149H214ZM230 150H231V149H230ZM238 150H239V148H238ZM246 150H247V149H246ZM254 150H255V149H254ZM254 150H253V151H254ZM128 151H129V150H128ZM137 151H138V150H137ZM172 151H173V150H172ZM196 151L199 153V151H202V150H201V148H200L199 151H198V150H196ZM210 151H211V150H210ZM215 151H216V150H215ZM215 151H213V152H215ZM251 151H252V149H251ZM251 151H249V152H251ZM141 152H142V151H141ZM185 152H186V151H185ZM197 152H195V153L197 154ZM211 152H212V151H211ZM232 152H233V151H232ZM255 152H256V151H255ZM125 153H126V152H125ZM138 153H139V152H138ZM200 153H202V152H200ZM200 153H199V154H200ZM205 153H206V151H205ZM260 153H261V152H260ZM179 154H177V155L179 156ZM184 154H185V153H184ZM184 154L182 155V157H183V156H186V157H184V159H186L185 161H187V162H185V164L188 163V166H187V167L189 168V162H188V160H187V157H188V156L186 155L187 153H186L185 155H184ZM188 154H190V153H188ZM203 154H204V152L202 153V156H204V157H208V155L205 156V154H204V155H203ZM206 154H208V153H206ZM214 154H216V153H214ZM214 154H213V155H214ZM237 154H238V153H237ZM237 154H235V155H237ZM258 154H259V152H258ZM263 154H264V153H263ZM134 155H135V154H134ZM136 155H137V154H136ZM140 155H141V153H140ZM169 155H170V154H169ZM197 155H198V154H197ZM197 155L195 156V160H194L193 157H192V158L190 157L191 155H190L189 157L191 158V160L196 161V157H197ZM200 155H201V154H200ZM200 155H199V156H200ZM213 155H212V156H213ZM232 155H234V154L232 153ZM232 155H230V156H232ZM235 155H234V156H235ZM238 155H239V154H238ZM238 155H237V156H238ZM255 155H256V153H255ZM255 155L253 154L252 156L255 157ZM124 156H125V154H124ZM228 156H229V155H228ZM228 156H227V157H228ZM234 156H233V157H234ZM247 156H248V155H247ZM182 157L179 158V159L181 160V162H182V159H183ZM189 157H188V158H189ZM210 157H211V156L208 157L209 160H210ZM214 157H215V156H214ZM235 157H236V156H235ZM256 157H258V158L261 159V161H259V162L262 163V164L259 165V167L264 166V164H263V163H264V155H262V153H261V154H259V155H256ZM3 158H4V157H3ZM181 158H182V159H181ZM212 158H213V157H212ZM230 158H231V157H230ZM230 158L224 160V164H225V165H226V163H227V162L225 163V161H226V160H231V159H233V160L235 159L234 162H235V163H239V162H236V160H239V158H238V159H236V158H231V159H230ZM258 158H256L255 160L257 161ZM126 159H127V158H126ZM128 159H130V158H128ZM131 159H132V157H131ZM134 159H135V158H134ZM184 159H183V160H184ZM200 159H203V158H201V156H200ZM223 159H224V158H223ZM252 159H253V158H252ZM252 159H249V160H251L252 163L249 162L248 164H253V163L255 164V160L252 161ZM141 160H142V158H141ZM143 160H145V158H144ZM198 160H199V159H198ZM198 160L195 162L196 164L193 163V165H197L198 162L200 161V160H199V161H198ZM205 160H206V159H203L202 162H204ZM207 160H208V159H207ZM207 160H206V161H207ZM209 160H208V161H209ZM213 160H214V161H213ZM220 160H222V158H221ZM220 160H219V164H220ZM258 160H259V159H258ZM193 161H192V162H193ZM212 161L215 162L216 159L213 158V159L211 160V162H212ZM222 161H223V160H222ZM222 161H221V162H222ZM190 162H191V161H190ZM192 162H191V164H192ZM200 162H201V161H200ZM200 162H199V164H198L199 167H200ZM211 162H208V164H207V162H205L207 165H205L204 168H202L203 163H201V169L204 171L205 168H206V166L209 168L208 165H209ZM216 162H217V161H216ZM229 162H230V161H228V163H229ZM129 163H130V162H129ZM182 163H183V162H182ZM228 163H227V165H228ZM230 163H231V162H230ZM232 163H233V161H232ZM257 163H258V161H257ZM130 164H132V163H130ZM133 164H136V163H133ZM138 164H139V163H138ZM141 164H143V163H141ZM145 164H146V162L144 161V165H145ZM183 164H184V163H183ZM216 164H217V163H216ZM216 164L214 163V164H212V165H216ZM222 164H223V163H222ZM222 164H220L219 166H221ZM224 164H223V165H224ZM258 164H259V163H258ZM175 165H177V164L175 163ZM180 165H181V164H180ZM186 165H187V164H186ZM186 165H185V166L182 165V166H183V167H186ZM193 165H190V168H191V166H193ZM212 165H210L211 168H212ZM227 165H226L225 167H226V172L228 173L229 170L227 169V167H228ZM229 165H231V164H229ZM232 165H235V164L233 163ZM255 165H256V164H255ZM182 166H181V169H182ZM216 166H217V165H216ZM256 166H257V165H256ZM4 167H5V166H4ZM178 167H179V166H178ZM196 167L199 168L198 166H196ZM223 167H224V166H223ZM232 167H233V166H231V168H232ZM234 167H235V166H234ZM234 167H233V168H234ZM237 167L239 168L238 164L236 165V168H237ZM257 167H258V166H257ZM131 168H132V165H131ZM133 168H134V167H133ZM135 168H136V167H135ZM179 168H180V167H179ZM188 168H187V169H188ZM193 168H194V166H193ZM208 168H207V169H208ZM211 168H210V169H211ZM215 168H216V167L212 168V170L215 169ZM253 168H255V167H253ZM263 168H264V167H263ZM263 168H262V169H263ZM136 169H137V168H136ZM138 169H139V168H138ZM199 169H200V168H199ZM210 169H209V170H210ZM219 169H222V168H219ZM229 169H230V168H229ZM256 169H257V172H258V168H256ZM6 170H7V169H6ZM141 170H142V169H141ZM182 170H183V169H182ZM182 170H181V171H182ZM216 170L219 171V170H218V166H217V169H216ZM232 170H233V169H231V172H233ZM234 170H235V169H234ZM236 170H238V169H236ZM193 171L195 172V170H193ZM205 171H207V170H205ZM210 171H211V170H210ZM221 171H223V169H222ZM221 171H220V172H221ZM224 171H225V170H224ZM183 172H184V171H183ZM213 172H214V171H213ZM255 172H256V171H255ZM257 172H256V173H257ZM187 173H189V172H187ZM190 173H192V172H190ZM223 173H225V172H223ZM202 174H204V172H203ZM257 174L260 175L259 172H258ZM181 175H182V174H181ZM190 175H191V174H190ZM200 175H201V174H200ZM220 175H222V174H220ZM225 175H226V174H225ZM230 175H231V174H230ZM232 175H233V174H232ZM186 176H188V174H187ZM201 176H202V175H201ZM217 176H218V175H217ZM222 176H223V175H222ZM226 176H227V175H226ZM233 176H234V175H233ZM262 176H263V175H262ZM236 177H237V176H236ZM258 177H259V176H258ZM258 177H257V178H258ZM260 177H261V176H260ZM260 177H259V178H260ZM180 178H181V177H180ZM200 178H201V177H200ZM200 178H199V179H200ZM218 178H219V177H218ZM220 178H222V177H220ZM224 178H225V177H224ZM231 178H232V177H231ZM257 178H255L254 180L256 181ZM3 179H4V178H3ZM3 179H2V180H3ZM183 179H184V178H183ZM191 179H192V178H191ZM195 179H196V178H195ZM199 179H198V181L200 182ZM226 179H227V178H226ZM229 179H230V178H229ZM229 179H228V180H229ZM237 179H238V178H237ZM261 179H263V177H261ZM261 179H260V180H261ZM186 180H188V179H186ZM219 180H220V179H219ZM222 180H223V179H222ZM258 180H259V179H258ZM202 181H203V180H202ZM220 181H221V180H220ZM225 181H226V180H225ZM252 181H253V179H252ZM255 181H253V182H254V183H253L254 186L258 183V181H257V183H255ZM2 182H3V181H2ZM222 182H223V181H222ZM222 182H221V183H222ZM200 183H201V182H200ZM218 183H219V182H218ZM224 183H225V182H224ZM247 183H249V182H246V184H247ZM201 184L203 185V184H205V183L202 182ZM263 184H264V183H263ZM224 185H225V184H224ZM247 185H248V187H251V186H250V185H251V181H250V185H249V184H247ZM197 186H198V185H197ZM237 186H239V184H238ZM241 186H243V185H241ZM245 186H246V185H245ZM245 186H244V187H245ZM256 186H257V185H256ZM258 186H260V185L258 184ZM258 186H257V187H258ZM199 187H200V186H199ZM223 187H224V186H223ZM246 187H247V186H246ZM248 187H247V188H248ZM260 187H261V186H260ZM197 188H198V187H197ZM247 188H245V189H247ZM251 188H254V187L252 186ZM238 189H240V187H239ZM241 189H243V188H241ZM241 189H240V192H242ZM245 189H244V190H245ZM255 189H256V188H255ZM209 190H210V189H209ZM244 190H243V191H244ZM248 190H250V189H248ZM251 190H252V189H251ZM211 191H212V190H211ZM253 191H254V190H253ZM207 192H208V191H207ZM244 192H246V191H244ZM255 192H257V191L255 190ZM209 193H210V192H209ZM248 193H249V191H248ZM252 193H253V192H252ZM243 194H244V193H243ZM212 195H213V193H212L210 196L213 197ZM207 197H208V196H207ZM254 198H255V196H254ZM252 200H253V199H252ZM257 201H258V200H257ZM254 202H255V201H254ZM258 202H259V201H258ZM1 206H2V205H1ZM8 207H10V206H8ZM7 209H8V208H7ZM1 210H2V209H1ZM9 210H10V209H9ZM12 210H13V209H12ZM12 210H11V211H12ZM8 212H9V211H7V214H10V213H8ZM12 212H13V211H12ZM5 213H6V212H4V214H5ZM10 215H11V214H10ZM10 215H9V216H10ZM4 217H5V216H4ZM4 232H5V231H4ZM6 234H7V232H6ZM6 234H5V235H6ZM22 234H23V233H22ZM1 237H2V236H1ZM1 237H0V238H1ZM7 237H8V236H7ZM11 238H12V237H11ZM17 238H18V237H17ZM1 239H2V238H1ZM4 240H5V238H4ZM11 244H12V243H11ZM18 244H19V243H18ZM0 245H1V244H0ZM2 248H3V247H2ZM3 249H4V248H3ZM10 249H11V248H10ZM15 251H16V250H15ZM2 252H3V251H2ZM12 252H13V251H12ZM17 252H18V251H17ZM17 255H18V254H17Z\"/></svg>","mask_w":264,"mask_h":264}]
</instances>
